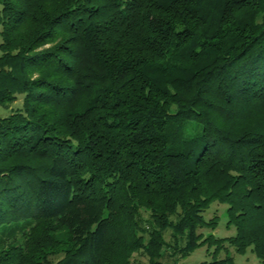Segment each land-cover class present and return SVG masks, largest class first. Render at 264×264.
Instances as JSON below:
<instances>
[{
  "label": "trees",
  "instance_id": "16d2710c",
  "mask_svg": "<svg viewBox=\"0 0 264 264\" xmlns=\"http://www.w3.org/2000/svg\"><path fill=\"white\" fill-rule=\"evenodd\" d=\"M19 96L0 118V264L211 244L201 264H232L224 242L264 259V0H0V106ZM214 203L228 239L197 234Z\"/></svg>",
  "mask_w": 264,
  "mask_h": 264
},
{
  "label": "rangeland",
  "instance_id": "374dc122",
  "mask_svg": "<svg viewBox=\"0 0 264 264\" xmlns=\"http://www.w3.org/2000/svg\"><path fill=\"white\" fill-rule=\"evenodd\" d=\"M22 107V97H17V100L5 106H0V118L7 117L11 113L20 111ZM226 209L225 205L214 203L206 212L203 213V217L206 221H209L215 217L219 218L218 227L215 230L199 228L197 234H201L202 237L207 238L213 236V239H228L234 236L235 231L233 227H227L226 224ZM165 243L171 244L172 238L170 232H166L163 235ZM207 252V247L204 245L201 248L196 249L190 255L179 257L173 256L171 248L166 252L165 258H163L159 264H201L203 262H210L212 260V252L214 250V244ZM171 254V255H170ZM211 254V255H210ZM134 259L139 264H148L147 259L140 254L134 256ZM215 261H223L225 259H231L232 264H264V259H259L251 248L247 249L243 254H238L236 249L232 247L228 242H224L219 253L214 258Z\"/></svg>",
  "mask_w": 264,
  "mask_h": 264
}]
</instances>
